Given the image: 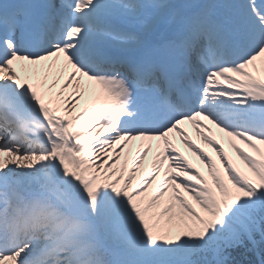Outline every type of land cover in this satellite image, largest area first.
<instances>
[{"label": "snow or ice", "instance_id": "6c2138e0", "mask_svg": "<svg viewBox=\"0 0 264 264\" xmlns=\"http://www.w3.org/2000/svg\"><path fill=\"white\" fill-rule=\"evenodd\" d=\"M0 264H264V0H0Z\"/></svg>", "mask_w": 264, "mask_h": 264}, {"label": "bare ground", "instance_id": "6f19581e", "mask_svg": "<svg viewBox=\"0 0 264 264\" xmlns=\"http://www.w3.org/2000/svg\"><path fill=\"white\" fill-rule=\"evenodd\" d=\"M185 130L188 133L189 136H191L194 140V142H196L200 147H203L205 150L208 149L206 148V146L199 140V138L196 136L194 129L192 128L191 125H185ZM213 132H217L220 135V138L216 135L217 139H221L222 138V134H220L217 130L213 129ZM102 138V137H101ZM171 138L173 139V143L180 149V151L182 153L185 154L186 157H188L195 165L197 164V160L196 158L184 147V145L181 143L180 139L178 136H176L175 134H172ZM224 140H226L225 138H223ZM225 146H227V144L225 143ZM210 154L213 155L214 158L215 154L211 153ZM152 156L149 157V159H151ZM201 168V167H200ZM202 170V168H201ZM141 175H143V172L141 173ZM140 177L138 176V179Z\"/></svg>", "mask_w": 264, "mask_h": 264}, {"label": "rangeland", "instance_id": "374dc122", "mask_svg": "<svg viewBox=\"0 0 264 264\" xmlns=\"http://www.w3.org/2000/svg\"><path fill=\"white\" fill-rule=\"evenodd\" d=\"M228 151H229V155L233 158V160H235L237 164H240V162L236 159L235 154H234L230 149H228ZM211 153L215 154V153L213 152V150H211ZM198 163H199V162H198ZM200 167L202 168V171H204V172L206 173V169H203V166H202V165H201ZM240 167L243 168V165L240 164ZM245 170H246V169H245Z\"/></svg>", "mask_w": 264, "mask_h": 264}]
</instances>
